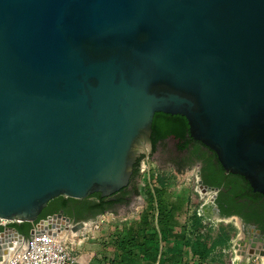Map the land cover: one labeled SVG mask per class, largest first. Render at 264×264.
Instances as JSON below:
<instances>
[{
    "label": "water",
    "instance_id": "95a60500",
    "mask_svg": "<svg viewBox=\"0 0 264 264\" xmlns=\"http://www.w3.org/2000/svg\"><path fill=\"white\" fill-rule=\"evenodd\" d=\"M157 112L264 195V0H0L1 218L82 228L42 211L127 187Z\"/></svg>",
    "mask_w": 264,
    "mask_h": 264
},
{
    "label": "rangeland",
    "instance_id": "374dc122",
    "mask_svg": "<svg viewBox=\"0 0 264 264\" xmlns=\"http://www.w3.org/2000/svg\"><path fill=\"white\" fill-rule=\"evenodd\" d=\"M180 141L179 136L169 134L159 140L153 149L150 144V152L138 153V156L144 154V157L137 165V174L116 195L123 201L112 205L103 215H88L78 220L71 218L86 223L67 237V244L73 247L79 264H150L141 256L138 245L142 242V236L137 232L148 229L152 220L155 222L157 202L159 223L168 226L163 240L158 242L159 249L179 241L183 252L170 260L159 258L154 264H208L209 259H198L181 243L200 231L206 233L205 240L209 242H224L222 256L213 264H264L263 255L247 253L249 240L254 238L251 232L254 231L252 227H243L238 217L214 213L210 218L204 217L201 225L197 223L195 216L201 211V205L209 200L197 187L196 174L202 160L179 150L177 145ZM201 150L211 155L207 149ZM144 167L146 170L142 172ZM171 177H174L173 182L169 183L166 190H160V180H170ZM150 183L155 195L150 192ZM85 200L94 202L96 197Z\"/></svg>",
    "mask_w": 264,
    "mask_h": 264
},
{
    "label": "trees",
    "instance_id": "16d2710c",
    "mask_svg": "<svg viewBox=\"0 0 264 264\" xmlns=\"http://www.w3.org/2000/svg\"><path fill=\"white\" fill-rule=\"evenodd\" d=\"M169 134H176L181 138V141L177 145L179 149H184L190 144L192 145L191 156L200 158L202 160V169H201V179L204 184L209 186H214L221 188L216 198V204L219 207L220 215L225 216L231 214V210L225 207L224 197L231 196V198L247 199L254 202H258L260 198L263 197L258 192H253L248 182L241 176L226 173L218 162L216 155L209 148L205 147L199 141L193 140L188 133V125L186 119L181 115H172L163 112L155 113L152 121V133H151V147H155L156 143L165 138ZM205 148L211 152L209 155L207 152L201 150ZM144 157V154H141L137 157L136 163L133 167V175H136L138 172L137 165L139 161ZM210 173V174H208ZM150 177V173H149ZM150 180V179H149ZM174 177H171L170 180L161 179L159 182L160 190H166L169 183L173 182ZM151 184V183H150ZM149 192V190H148ZM150 192L155 195V190L151 184ZM146 193V191H145ZM91 196L96 197V201L88 202L85 207L86 211H92V216L97 213H104L108 208L113 205L115 202L123 201V198L116 197H101L99 193L92 194ZM79 199L69 198L59 196L51 202L58 203V206L53 209L50 213L58 212L60 209H66V206L69 202L77 201ZM84 200V199H82ZM157 210L158 214L155 217V222L152 220L148 229H141L137 232L138 235L142 236V242L139 243L138 247L142 251V258L149 261L150 264H154L157 259H166L170 260L176 254H181L183 251L179 241H174L173 244H167L165 249H159L158 242L163 240V236L168 229L166 223H159L158 215L160 213L158 202ZM47 213V214H50ZM65 215H68L70 218L78 220L84 219L88 215H72L68 212H63ZM46 214V215H47ZM45 216V215H42ZM196 221L201 225V221L204 218L203 215H196ZM161 222V221H160ZM160 224V225H159ZM20 232L27 233L30 227V223H22L15 226ZM205 232L200 231L197 235L184 239L181 243L184 246H187L190 252L195 255L200 260L209 259L208 264H213L215 261L219 260L222 256V244L217 240L207 241L205 240Z\"/></svg>",
    "mask_w": 264,
    "mask_h": 264
},
{
    "label": "built area",
    "instance_id": "2783aa9c",
    "mask_svg": "<svg viewBox=\"0 0 264 264\" xmlns=\"http://www.w3.org/2000/svg\"><path fill=\"white\" fill-rule=\"evenodd\" d=\"M147 169L149 176L150 171ZM142 170L144 172L145 167ZM206 204L201 205L198 215H203ZM24 222L0 217V264H79L73 247L67 244L69 235H63L67 225L71 227L63 216L25 222L30 223L27 233L15 227ZM52 223L55 226L49 227Z\"/></svg>",
    "mask_w": 264,
    "mask_h": 264
},
{
    "label": "flooded vegetation",
    "instance_id": "af4514ba",
    "mask_svg": "<svg viewBox=\"0 0 264 264\" xmlns=\"http://www.w3.org/2000/svg\"><path fill=\"white\" fill-rule=\"evenodd\" d=\"M179 150L185 151L187 155H192L191 154L192 152L191 144L188 147L184 149H179ZM201 169H202V162H201L199 170H197L199 172L200 177H201ZM133 177L134 175L132 171L130 181L133 179ZM123 189H121L120 191L114 193L113 195L109 197L116 198V195L119 192H121ZM221 189H223V186L219 188V191ZM218 193H217V196H218ZM89 197H92V196L90 195ZM88 202H92V201L85 200L84 198V200L79 199L77 201L69 202L66 206V209H60V211L62 212L65 211V212H68V214H72V215H82L83 214V215L92 216V213H93L92 211L85 210V207L87 206ZM117 203L119 202H115L114 204H117ZM224 203H225V207H227L228 209L232 211L231 214L225 215V217H232V216L238 217L243 227L251 228L253 226L255 230L259 231V232H251L253 234V237L257 238L258 242H260V238L263 237L264 239V195L262 198L259 199L258 202H254V201L247 200V199L231 198L230 195L229 196L226 195L224 197ZM57 206H58V203L50 201L48 205L46 206V208L42 211L41 215H46L47 213H50ZM219 213H220V210H219ZM98 214H101V213H97L95 215H98ZM261 244H263V242H261Z\"/></svg>",
    "mask_w": 264,
    "mask_h": 264
},
{
    "label": "bare ground",
    "instance_id": "6f19581e",
    "mask_svg": "<svg viewBox=\"0 0 264 264\" xmlns=\"http://www.w3.org/2000/svg\"><path fill=\"white\" fill-rule=\"evenodd\" d=\"M202 194H204V195H207L208 196V199H210L211 198V195H212V192H207V193H203L202 192ZM85 225H86V223H85ZM74 234V231H72L68 226H67V228H66V230H65V232H63V235H73ZM256 244H258V243H256ZM260 245H263V244H261V243H259ZM258 244V245H259ZM262 249L264 248V247H261ZM257 248H256V246L255 247H250L248 250H247V253L249 254V255H251V253H255L254 251L256 250ZM250 250V251H249ZM238 257H240V256H238ZM263 258H264V255H263Z\"/></svg>",
    "mask_w": 264,
    "mask_h": 264
},
{
    "label": "crops",
    "instance_id": "0c3cea01",
    "mask_svg": "<svg viewBox=\"0 0 264 264\" xmlns=\"http://www.w3.org/2000/svg\"><path fill=\"white\" fill-rule=\"evenodd\" d=\"M207 205H205L204 206V208H203V216L205 217V218H210V217H212V215L214 214V213H212L211 212V208L210 207H208ZM205 209H208L207 211L205 210ZM101 215H103V213L101 214Z\"/></svg>",
    "mask_w": 264,
    "mask_h": 264
}]
</instances>
